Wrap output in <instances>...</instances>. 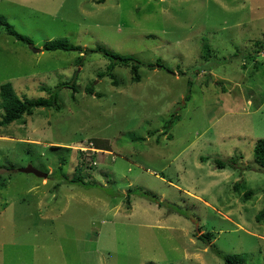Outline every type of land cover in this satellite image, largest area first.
<instances>
[{
    "label": "rangeland",
    "instance_id": "rangeland-1",
    "mask_svg": "<svg viewBox=\"0 0 264 264\" xmlns=\"http://www.w3.org/2000/svg\"><path fill=\"white\" fill-rule=\"evenodd\" d=\"M0 18L33 41L0 27V87L78 91L0 129V264H264V0H0ZM57 40L132 55L142 80Z\"/></svg>",
    "mask_w": 264,
    "mask_h": 264
},
{
    "label": "trees",
    "instance_id": "trees-1",
    "mask_svg": "<svg viewBox=\"0 0 264 264\" xmlns=\"http://www.w3.org/2000/svg\"><path fill=\"white\" fill-rule=\"evenodd\" d=\"M107 0H99L100 4L105 3ZM0 27H4L6 33L12 37H14L16 40L21 41L23 43L31 45L33 43L32 39L20 34L17 32L7 21L0 18ZM260 44V43H258ZM260 49H263L261 45H259ZM260 49L256 51V53H260ZM44 50L46 51H75L78 52L81 56L79 57V63L83 61L85 56L89 53H100L107 59H109L110 63L107 67L106 72H101L99 74L100 78L104 77H110L113 80L114 85H118V81L116 80L115 75L113 74V70L116 66H123V67H130L131 73L133 75V81L136 83L141 82L142 76L140 74V68L143 65V63L137 59L136 57L132 55H120L118 53H115L113 51H110L108 49H104L101 47L95 48V49H88L84 50L80 46H75L71 44L68 40H57L53 42H48L44 45ZM205 53L207 57L209 56L210 49L208 47H204ZM148 67L151 69L155 68H162L166 71H169V69L166 67V65L163 63L162 60H157L154 64H148ZM190 83V93L187 95L186 100H190L191 98V86L192 82L189 80ZM68 88L73 89V94H76L78 91L76 89V82H73V85H66L65 83L60 85L56 91L44 88L43 91L47 92L48 98H38V99H24L20 98L14 89V86L11 82L2 84L0 87V109L3 110V114H0V129L6 126H9L13 124L16 121H19L23 118V116H30L33 114L35 109L38 108H45L50 107L56 110L60 109L59 103H58V90L62 88ZM87 92L90 94L94 93V90L92 87H89L87 89ZM179 119L178 116L174 115V118L171 119L170 123L167 125V129H170V124H172L175 120ZM254 158L256 162L259 164V166L264 170V139H260L257 141L255 148H254ZM217 166L219 168H225L226 164L222 161L217 160L216 161ZM80 169L79 166H76ZM62 169V168H61ZM66 178V177H65ZM82 180H79L77 178H66L67 183L71 184H80ZM83 182V181H82ZM0 180V187L5 186V184H1ZM84 183V182H83ZM240 187H237L236 189L239 190ZM130 197L132 195V192H129ZM245 198H249V193L246 194ZM264 217V210L260 213V216L258 219H262ZM203 238V237H202ZM201 238V239H202ZM206 239H210V234L206 236ZM209 242V241H207ZM219 256H222L219 252H217ZM223 260L226 264H248L247 257L240 254H231L227 256H223Z\"/></svg>",
    "mask_w": 264,
    "mask_h": 264
},
{
    "label": "water",
    "instance_id": "water-1",
    "mask_svg": "<svg viewBox=\"0 0 264 264\" xmlns=\"http://www.w3.org/2000/svg\"><path fill=\"white\" fill-rule=\"evenodd\" d=\"M19 171L22 173H26V174H33L39 178L48 179L49 177V173L38 170L34 168L33 166H27L25 168H21Z\"/></svg>",
    "mask_w": 264,
    "mask_h": 264
},
{
    "label": "clouds",
    "instance_id": "clouds-1",
    "mask_svg": "<svg viewBox=\"0 0 264 264\" xmlns=\"http://www.w3.org/2000/svg\"><path fill=\"white\" fill-rule=\"evenodd\" d=\"M95 150V152H96V149H94ZM87 151H85V153H86Z\"/></svg>",
    "mask_w": 264,
    "mask_h": 264
}]
</instances>
